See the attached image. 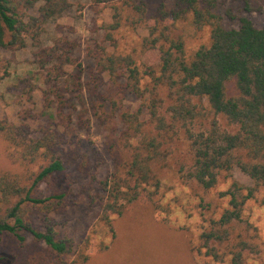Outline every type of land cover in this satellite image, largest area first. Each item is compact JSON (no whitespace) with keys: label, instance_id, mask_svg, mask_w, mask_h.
<instances>
[{"label":"trees","instance_id":"1","mask_svg":"<svg viewBox=\"0 0 264 264\" xmlns=\"http://www.w3.org/2000/svg\"><path fill=\"white\" fill-rule=\"evenodd\" d=\"M93 1L99 5L115 0ZM132 1L124 2L134 13L126 22L146 31L143 50L156 64L142 69L131 55L118 52L115 32L122 29L124 8L114 5L111 22L103 26L105 44L97 49V66L114 85L124 79V88L142 104L136 110L116 108L124 126L128 160L122 173L101 183L103 219L110 222L111 215L120 216L132 203L152 200L158 194L155 166L167 161L172 144L182 134L191 162L181 170L189 179L211 190L222 174L231 178L238 168L254 182L255 188L244 190L234 183L222 193L230 199L229 208L219 219H211L201 234L203 247L216 261L229 257L231 264H248L246 255L258 250L257 237L236 231V224L244 221L246 203L255 191L264 187V27L241 18L237 29H226L224 18L234 21L237 16L232 9L225 15L217 12L225 0H174L171 8L161 1L150 18L144 0ZM233 1L241 2L247 12L256 10L251 0ZM38 3L42 5L37 14H30ZM71 6L70 0H0V50H22L28 41L38 46L36 62L46 84L44 105L55 109L59 117L75 94L82 96L84 69L65 44H41L47 23ZM189 18L195 31L211 29L210 45L191 59L185 56L184 40L175 34L178 24ZM4 66L7 73L9 64ZM68 66H75L76 72L68 73ZM145 79L149 82L143 87ZM164 88L167 97L162 96ZM210 114L215 118L197 130L196 125L207 121ZM220 116L226 128L221 126ZM0 137L19 152L24 163L37 166L36 170L0 172V244L9 236L24 245L30 236L57 256L69 254L73 240L61 236L53 218L67 213L71 205L68 193L43 194L45 186L66 171L61 153L66 133L57 127H42L33 136L28 125L2 120ZM8 259L1 256L0 262Z\"/></svg>","mask_w":264,"mask_h":264},{"label":"rangeland","instance_id":"2","mask_svg":"<svg viewBox=\"0 0 264 264\" xmlns=\"http://www.w3.org/2000/svg\"><path fill=\"white\" fill-rule=\"evenodd\" d=\"M128 1L115 0L98 5L93 0H70L72 6L68 11L47 23L41 47L53 46L56 42L65 44L76 64L81 63L84 69L82 96L74 95L75 100L69 101L62 117L55 109L44 105L46 84L36 62L38 46L28 41L22 50H0V121L8 120L16 126L26 124L33 136L42 127H57L66 133L67 142L61 149L66 171L58 175L51 186H45L43 194L48 195L51 191L68 193L71 205L67 213L53 215V218L61 236L74 243L69 254L57 256L30 236L24 245L6 236L0 244V257L8 256L9 259L1 264H231L229 257L216 261L209 256L201 234L211 219H219L229 208L230 199L222 193L234 183L244 190L256 186L238 168L234 169L231 178L222 174L211 190L189 179L181 170H186L191 162L182 134L172 144L167 161L155 166L158 194L152 200L144 198L132 203L120 216L111 215L110 222L103 219L101 183L116 172L122 173L128 160L124 126L116 108L136 110L142 104L124 88V79L114 85L97 66V49L105 44L103 26L111 22L114 5L124 8L122 29L115 32L118 52L131 55L142 69L156 64L154 57H149L143 50L146 31L126 22L134 15L129 11L132 8L124 3ZM144 1L150 18L161 1L171 8L174 0ZM251 1L256 6L254 12L245 11L241 2L225 0L217 12L225 15L232 9L237 19L232 21L225 17L222 25L226 29H237L240 19L248 18L257 28H263L264 0ZM41 5L36 4L30 14L36 15ZM210 33L209 27L195 31L191 18L180 22L175 31L176 37L184 40L187 59L210 45ZM6 62L9 64L7 73ZM67 71L75 73L76 67L68 66ZM148 82L149 79L143 80V87ZM167 95L164 88L162 96ZM204 106L208 108L206 102ZM213 118L215 116L210 114L207 121L196 125L197 130L209 125ZM218 120L223 128L227 127L223 117ZM35 167L24 163L19 152L0 137V172L36 170ZM243 218V222L236 224V231L257 237L258 246L257 252L246 255V261L264 264V187L256 190L255 196L246 203ZM218 250L223 251L219 247ZM84 257L89 259L86 263H82Z\"/></svg>","mask_w":264,"mask_h":264}]
</instances>
